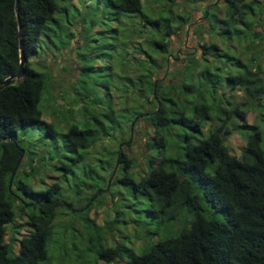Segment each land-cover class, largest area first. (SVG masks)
Instances as JSON below:
<instances>
[{"label":"trees","instance_id":"obj_1","mask_svg":"<svg viewBox=\"0 0 264 264\" xmlns=\"http://www.w3.org/2000/svg\"><path fill=\"white\" fill-rule=\"evenodd\" d=\"M222 1L221 12L209 2L201 15L218 42L201 41L197 55L187 52L181 67L157 77L167 62L168 36L178 28L162 11L156 16L146 14L141 0H103V15L112 23L107 31L129 33L131 40L141 27L145 45L132 42L128 47L127 67L132 73L127 84L114 86L117 99L122 97L118 105L113 104L112 85L105 81L74 86L78 87L76 110L72 102L61 104L52 97L55 112L64 120L61 128L42 118L41 101L54 78L31 59L42 44L67 45L73 21L66 26L57 20L65 7L74 4L72 0H18L15 12L14 0H0V81L17 70L18 38L26 57L22 78L0 89V264H37L47 259L45 246L52 238L53 219L68 202L62 191L68 175L74 187L71 198L81 201L76 209L69 208L72 212H86L96 197L93 190L101 186L99 192L107 191L114 182L130 185V194L146 202V211L159 225L175 220L182 207L191 214L177 234L135 253L120 242L105 245L103 226L86 212L80 218L89 229L85 249L99 260L111 262L124 253L125 264H264V130L259 127L264 121V3ZM53 38L60 39L58 44ZM235 88L242 91L241 100L225 92ZM248 109L257 118L246 126L245 144L235 155L225 139L242 128L236 121ZM140 119L152 135L142 144L147 169L134 177L128 171L131 159L122 147L130 144ZM140 127L145 130L144 125ZM30 133H37L39 155L26 153L31 140L25 136ZM104 140L112 144L96 153L93 163L85 161L87 148ZM20 148L30 170L21 168V157L11 176ZM34 158L37 165L31 164ZM48 162L60 171L59 181L40 182L43 186L37 188L25 181ZM78 163L83 179L75 170ZM196 181L204 201L226 211L223 221L203 215L200 196L193 192ZM25 196L32 202H25ZM16 208L24 212L29 229L18 238L17 253L10 255L5 231Z\"/></svg>","mask_w":264,"mask_h":264},{"label":"rangeland","instance_id":"obj_2","mask_svg":"<svg viewBox=\"0 0 264 264\" xmlns=\"http://www.w3.org/2000/svg\"><path fill=\"white\" fill-rule=\"evenodd\" d=\"M259 1L264 3V0ZM141 2L146 14L156 16L159 11H162L170 17L171 25L178 28L175 33L168 36L170 42L167 62L158 70L157 77L162 76V71L172 72L174 68L181 67V58L187 52L195 51L194 54L197 55L196 51L200 49L201 41H217L208 33L209 27L201 15L204 5L209 2L212 5L216 4L221 12L222 0H141ZM72 3L74 5L65 7L62 16L60 15L57 20L66 26L68 22L73 21L71 25L72 37L68 40L67 45L53 48L51 44L48 46L42 44L39 53L31 59L41 71L48 69L54 78L49 91L41 101L42 118L46 121H53L61 128L64 125V120L55 112L54 107L57 105L51 101L52 97H56L57 102L61 104L72 102L71 106H73V110H76L79 104L74 103V96L78 87L74 86L79 82L87 86L91 84L97 86L105 81L112 85L110 90L113 104L118 105L122 97L117 99L118 93L114 86L127 84V77L132 73L127 67L126 52H128V47L132 42L135 45L137 42L141 46L145 45L144 29L140 27L141 20L137 19L135 24L136 28L140 27L141 30L137 33L138 35H134L129 40V33L119 31L114 34L107 31V28L112 27V23L103 15V0H72ZM60 34V37L63 36V33ZM59 41L55 38L52 39L54 44H58ZM134 55L137 56L138 53H134ZM81 68H85V70H81ZM225 92L231 94V98L242 99L240 89L235 88L231 92L228 90ZM126 105L128 106L129 103L127 102ZM256 118L257 113L248 109L245 111L244 117L236 121L242 125V128L233 130L225 139V144L233 154L239 155L245 144V132L248 131L246 126L254 123ZM139 121L140 125H144L145 130L135 124L130 144H125L122 147L127 157L131 159L128 171L133 172L134 177L142 175L147 169V164L144 166L142 157V144L145 138L152 135L151 128L144 124L142 119ZM259 127L264 130V121L259 123ZM36 136L37 133L25 136L26 139L31 140L27 144L29 151L26 153L28 156L42 153ZM111 144L106 140L94 142L87 148L85 161L93 163L95 154L99 152L100 155L104 151L103 148L109 147ZM35 161L34 158L31 164L37 165ZM20 163L21 168L25 172H29L30 167L26 163L25 156L22 157ZM51 165V162L46 163L37 169L33 177L25 181L34 188L43 186V183L40 184V182L48 184L53 180L59 181L60 171L55 170ZM81 165L80 163L75 170L78 178L83 179L82 174L79 173ZM62 184L64 185L62 191L68 197L66 203H70L76 209L81 201L78 202L71 198L73 196L71 191L74 189L71 177L68 175V180H63ZM98 189H101V186L93 190V195L96 197L93 199V205L86 212L97 225L103 226L100 233L102 237L106 235L105 245H112L114 241L120 242V244L130 247L135 253H140L151 243L177 234L191 219L190 212L186 207H182L175 220L159 225L156 218L146 211L148 206L146 202L136 201L132 193L130 194V185L112 182L107 191H100L97 194ZM85 191L86 193L91 192V190ZM193 192L200 196L202 213L206 218L219 221L225 219L226 211L224 209L212 208L201 197V188L197 181L193 184ZM24 198L25 202H32L26 196ZM18 208L15 209L13 221L6 224L5 240L10 243V255L17 253L18 238L29 229L25 222L24 212ZM86 212L85 210L72 212L66 205L59 209V213L53 219L52 238L47 240L45 246L47 259L41 260L37 264H125L126 255L124 253L111 262H105L99 260L93 252L85 249V238L89 229L80 218L84 217ZM143 240H146L147 243L144 244Z\"/></svg>","mask_w":264,"mask_h":264},{"label":"water","instance_id":"obj_3","mask_svg":"<svg viewBox=\"0 0 264 264\" xmlns=\"http://www.w3.org/2000/svg\"><path fill=\"white\" fill-rule=\"evenodd\" d=\"M17 3H18V0H14V10H15V12H16V8H17ZM16 21H17V35L19 36V20H18V18H16ZM18 50H19V54H18L19 59H18V67H17V70H16L14 76H11V75L10 76H7V77H5L4 79H2L0 81V89L2 87L6 86V85H8L10 83H12V82H17L23 76V64L26 61V57L22 53V50H21V41H20L19 38H18ZM19 150H20V154H19L18 160L16 161L15 166L13 167V170L11 171V174H10L11 176L13 175L14 170L16 168V165L18 164L20 158L23 155V148H20ZM113 171H114V169H113ZM113 171H112V173H113ZM9 184H10V181L8 182V189H9ZM108 185H109V180L107 182V186ZM99 190L100 189H98L97 192H99ZM29 204H31V203H25L24 205L26 206V205H29ZM66 206L68 208H72V205L70 203H66Z\"/></svg>","mask_w":264,"mask_h":264}]
</instances>
